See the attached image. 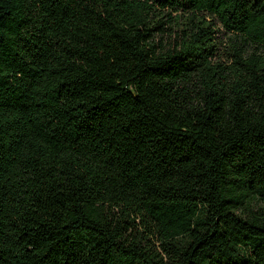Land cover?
I'll return each instance as SVG.
<instances>
[{"label":"trees","instance_id":"16d2710c","mask_svg":"<svg viewBox=\"0 0 264 264\" xmlns=\"http://www.w3.org/2000/svg\"><path fill=\"white\" fill-rule=\"evenodd\" d=\"M0 264H264V0H0Z\"/></svg>","mask_w":264,"mask_h":264}]
</instances>
